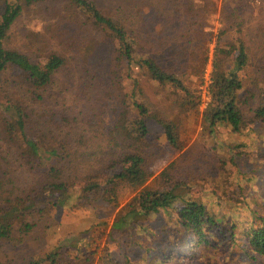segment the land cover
Here are the masks:
<instances>
[{"label":"trees","instance_id":"obj_1","mask_svg":"<svg viewBox=\"0 0 264 264\" xmlns=\"http://www.w3.org/2000/svg\"><path fill=\"white\" fill-rule=\"evenodd\" d=\"M171 1L179 4L177 11L165 7L155 12L163 37L142 41L146 0L122 10L126 18L136 19L139 29L125 17L105 15L93 0H0V99H5L0 106V250L25 243L36 231L60 226L59 211L95 210L100 202L118 206L123 190L133 193L112 224L93 222L65 246L42 235L45 248L14 264H137L133 252H142L149 264H192L189 250L194 245L212 246L209 237L221 223L200 198L187 197L173 211L176 190L190 187L175 178V162L153 180L147 167L148 121L160 125L166 142L182 152L180 123L141 100L138 78L128 81L132 70L141 75L146 70L151 81L181 96L185 116L199 112L198 86L215 35L207 31L209 18L219 7L217 0ZM222 1L221 15L229 24L216 35L210 101L201 113L212 136L221 127L234 134L253 124L264 127V80L256 90L258 81L251 84L248 72L264 75V19L255 21L264 0ZM44 4L60 20L50 24L56 36L50 46L37 51L29 43L26 48L15 44L13 30L21 31V20ZM70 17L77 20L73 30L57 34V26ZM79 30L83 40L77 39ZM254 37L259 44L252 46ZM100 102H121L109 124L102 120ZM163 212L174 213L172 221L155 228L152 219ZM251 213L249 228L239 232L231 222L220 239L230 244L246 239L253 254L245 253L249 259L264 257V214L258 217L255 209ZM173 225L183 239L168 248L163 238ZM96 226H109L108 245L101 246L105 234L95 235L91 229ZM111 243L118 245L116 255ZM0 264H5L1 256Z\"/></svg>","mask_w":264,"mask_h":264},{"label":"rangeland","instance_id":"obj_2","mask_svg":"<svg viewBox=\"0 0 264 264\" xmlns=\"http://www.w3.org/2000/svg\"><path fill=\"white\" fill-rule=\"evenodd\" d=\"M93 1H95L102 13L112 16L115 19L125 17L122 14L124 7L133 9L136 4V0H129L127 3H124V0ZM146 1L147 4L143 7L144 13L141 16L142 20H140V22L142 21L140 32L143 38L142 41L154 40L155 37L160 39V37H163L161 23L156 17L155 12L165 7L173 12L174 10L177 11V8L180 6L171 0ZM214 4L215 8H219L217 13L209 18L211 26L207 31L212 30L215 35L213 34L211 37L212 42L209 43L210 59L205 69L203 83L198 86V91L201 96L198 113L196 112L191 116H185L184 111L180 107L181 96L177 95L176 98L170 93L171 90L168 87L166 89L162 88L151 81L150 75L146 70H143L142 75L136 70H132L131 79L128 81L135 80V77L139 79L142 90L141 94H139L141 100L147 103L152 109L158 111L163 117L178 121L181 126L182 137L185 140V149L181 152L166 142L163 129L160 125L154 120L148 121L150 128L148 142L150 148H146V157L147 167L153 173L151 180L157 177L172 162H175L174 176H178L175 178L186 180L187 185L190 187L185 190H176L178 199L175 201L173 206L175 210L173 211L177 212V209L184 205L185 198L197 197L206 204L211 215H214L218 219V222L221 223L209 237L211 247L203 249L201 246L195 248L194 245V249L192 248L194 251L189 250L190 254L193 253L191 257L192 264H264L263 256H259L258 258L253 256L254 258L251 259L246 256L245 253L252 254L251 251H248V247L250 246L248 242L246 244V239L237 238V241L231 242V244L227 241L222 242L220 240L228 234L231 222H235L238 225L236 229L239 232H242L244 228H249V224L254 220L251 209L259 211V214H257L258 217L264 214V127L253 124L250 130L245 131L243 134H234L227 127H221L217 128L215 134L212 136L207 133L208 129H205L202 124L201 113L210 101L209 87L212 82L211 73L213 71V52L216 45V35L221 28L229 24L222 17V11H220L221 8H224L225 3L222 0H217V2L214 1ZM1 7L0 5V10ZM153 7L155 8L152 9ZM51 13L45 4L43 6H35L27 18L21 20L23 22L22 30H13L14 43L22 48H26L25 44L29 43L30 48L32 50L34 48L37 51L44 49L45 45L50 46V42L56 37L49 30V27L51 28L50 24L54 25L53 20L60 23V20L52 16L53 13ZM74 18L70 17L65 20L68 22L66 24L68 28L65 27V21L61 22L63 25L57 26L60 28L57 34L62 35L66 31H72L74 28L73 25L77 21ZM129 18L125 17L124 19L128 22L130 20ZM262 19H264V10L255 21ZM133 20L136 19L131 18V26L139 29L140 27ZM146 22L148 23L145 24ZM154 31H157V33H154ZM83 36V30H79L77 39L83 40ZM255 38L253 41H250L252 46L255 43L259 44L255 41ZM192 50V47H188L186 52L191 53ZM248 72H250L249 74L253 78L251 84L256 80L260 84L253 86V88L258 90L263 84L264 75L257 73L254 69H250ZM130 97L133 98L132 95ZM3 102H5V99L1 98L0 106L4 104ZM100 103L104 110L102 120L104 124H109L108 122L113 120L121 109V102ZM2 110L0 107V115ZM243 143L245 146H241ZM237 145L241 148L237 147ZM243 151L245 155H243ZM128 190H123V194L125 195L121 197L118 206L100 202L96 204L95 210L80 209L69 211L65 209L64 211H59L56 217L60 221V226L47 230L46 232L41 230L36 231L34 236L29 237L25 243L19 246L2 248L0 250V256L5 264L21 263L27 257L45 248L44 246L46 245L43 243L45 239H40L42 235H45L46 240L55 239L51 243L60 239L61 244L65 246L77 241L81 237V234H83V231L93 222L109 221L112 224L120 210L133 196V193L129 194ZM173 216L174 213L169 214V212H163L155 215L152 223L155 228H158L166 221L171 222ZM109 226L105 229L100 226L91 229L95 235L105 234L101 241L102 247L108 245L110 242V240H107V233L110 231ZM169 233V235L163 238L166 244L165 247L176 248L181 243L183 237L181 233L177 234L178 230L174 225L170 227ZM118 244L122 246V243ZM116 246L118 245L111 243L110 248L113 255L117 254ZM141 253H132L135 263L149 264V261L144 259ZM137 258H140V260L138 261Z\"/></svg>","mask_w":264,"mask_h":264}]
</instances>
